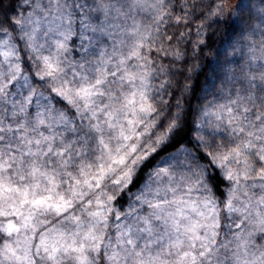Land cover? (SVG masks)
Segmentation results:
<instances>
[{
  "label": "snow or ice",
  "instance_id": "1",
  "mask_svg": "<svg viewBox=\"0 0 264 264\" xmlns=\"http://www.w3.org/2000/svg\"><path fill=\"white\" fill-rule=\"evenodd\" d=\"M0 264H264V0H0Z\"/></svg>",
  "mask_w": 264,
  "mask_h": 264
},
{
  "label": "trees",
  "instance_id": "2",
  "mask_svg": "<svg viewBox=\"0 0 264 264\" xmlns=\"http://www.w3.org/2000/svg\"><path fill=\"white\" fill-rule=\"evenodd\" d=\"M213 32L216 34L212 35ZM222 38V32L218 31L215 27L208 29V36L206 38L208 47L202 48L195 59H186L185 62L178 65V67L185 69V73L188 68L192 67V65H199L203 68V71L193 70L191 73L192 80L188 81V83L195 86V95H190L189 97L193 108H195L199 102L196 97L201 94V88L205 83V77L209 74L210 68L215 67V53L216 49L220 46ZM188 56L191 57L190 46L188 48ZM185 73H181L175 78L177 84H180L185 80Z\"/></svg>",
  "mask_w": 264,
  "mask_h": 264
}]
</instances>
